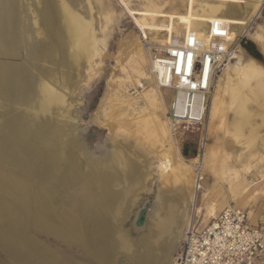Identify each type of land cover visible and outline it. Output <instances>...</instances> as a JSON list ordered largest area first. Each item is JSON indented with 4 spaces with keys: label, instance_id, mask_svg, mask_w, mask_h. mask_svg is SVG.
Instances as JSON below:
<instances>
[{
    "label": "rangeland",
    "instance_id": "rangeland-1",
    "mask_svg": "<svg viewBox=\"0 0 264 264\" xmlns=\"http://www.w3.org/2000/svg\"><path fill=\"white\" fill-rule=\"evenodd\" d=\"M65 1L94 28L97 47L91 65L83 61L76 68L68 59L61 0H0V264H135L142 253L158 264H173L188 223L205 226L211 219L204 222L203 213L195 212L184 184L171 180L164 186L159 163L168 144L148 140L137 130L149 114L144 97L149 84L136 62L139 44L159 51L154 34L171 42L179 35L163 15L155 24H138L139 18H148V0ZM180 3L162 0L157 5L171 12ZM241 5L243 10L230 11L238 34L233 46L237 55L264 69L259 38H264V0H258L254 15ZM43 82L65 97L63 106L42 111ZM160 91L169 117L174 93ZM237 102L228 105L225 97L224 114L211 133L208 97L204 122L175 131V147L196 166L215 146L221 181L213 198H226L224 208L236 207L229 190L237 173L248 185L244 194L250 195L242 210L252 224L264 223V99L247 103L251 118L243 139L231 134ZM206 179L196 194L198 205L201 193L214 184L213 177ZM160 192L187 212L186 225L175 229L178 237L156 246L149 228ZM120 236L131 245L130 253L120 248Z\"/></svg>",
    "mask_w": 264,
    "mask_h": 264
},
{
    "label": "bare ground",
    "instance_id": "bare-ground-1",
    "mask_svg": "<svg viewBox=\"0 0 264 264\" xmlns=\"http://www.w3.org/2000/svg\"><path fill=\"white\" fill-rule=\"evenodd\" d=\"M161 1L162 0H148L145 9V14L148 16V18L141 17L138 19V24L141 27H146L149 26V24L157 23L160 20V17L163 15L161 19L163 18L166 21L169 20L174 23V29L179 35L177 37L182 38V42H184L191 33L200 36L206 42H208L211 38L212 32L228 33L226 44L228 47H232L236 50V52H234L235 61H231L226 65L222 73L218 76V80L215 81L216 86L213 81V88L215 87V91L213 93L212 90L209 92V131L214 133L215 121L223 116L225 110V97L228 96L231 102L228 103V105H234L236 101H239V103L237 102V107H235L234 117L231 122V127L233 130L231 134L237 139L242 138V133L244 132L243 130L251 118L249 114L250 112L248 113L247 103L250 101L258 102V100L264 99V69L255 60H247L241 55H237L239 51L237 50V47L233 46V42L238 34L237 29L233 24L235 16L230 11L236 9V7L239 8V10H243L241 4H245V10H252L254 15L259 9L258 0H180L182 5L179 8H175L174 10L172 9L171 12L163 11V7L157 5V3ZM215 1L220 3H215ZM59 8L61 10V14L58 10L57 12L61 15L60 17L62 20V25L65 30V35L62 37V41L65 45H67L69 53L68 59L71 60L72 65H74L76 68H80V65L83 61H86L90 64L93 57L95 56L97 47L95 40L96 34L94 33V28L91 25V21L88 23L85 22L65 0H61ZM225 21L230 24V27H223V23ZM212 27L214 28L213 31ZM259 38L260 40L264 41L263 37ZM153 40L160 43V46L158 45L159 51L157 53H152L150 50L151 47L149 46H144L143 44L138 45L139 57L136 62L138 72L141 77H148L149 90L146 92L144 97L149 114L147 117L141 120L137 130L140 133H144L148 140L153 139L155 143L168 144V149L162 154L161 161L159 163V168L165 183L164 186L173 180L181 182L186 187H188V193L190 194L188 201L189 199L191 200L193 206L196 207L195 212L198 215L203 213L204 222H207L210 219L216 217L217 214L226 205H228V200L226 198H222V200L219 202L212 196L218 181L221 179L218 174L219 169L217 170L218 163L216 164L218 150H215V146H210L208 154H204L202 158L201 175L203 176V185L207 184L206 177H213L214 184L212 183V187H210L208 191L204 190L201 193V199L198 205L196 204L197 191L195 190L197 179V173L195 171L196 166H193L191 163H186V161L180 155V150L175 147L177 143L173 137L174 132L177 131L178 128L173 125L170 116L167 117L169 111L164 104L160 89L171 90L173 91L174 95L175 92L173 88H162L158 81V67L156 60L163 54V50L167 49L169 45L173 44V42L177 41V39H173L171 42L165 39H159L157 34H154ZM69 62L70 61H68V63ZM41 87L40 93L43 97V112H48L50 110L49 107H52L53 104H61L62 106L64 105L65 97L58 92L52 93L50 84L46 85V82H43ZM172 103L173 101L171 102L170 106H172ZM47 109L49 110L47 111ZM67 111L68 110H66V112ZM249 146H251V144H248V147ZM119 159L117 160L120 161ZM196 161L197 159L192 160L194 163ZM219 167L221 166L219 165ZM223 174L225 173L223 172ZM235 175V180L231 181V188L229 190L233 198L232 202L235 203L239 208L245 209L250 204V195L244 194L248 185H246L242 179H239L237 173H235ZM192 186H194V192L191 193ZM180 193V199L184 201L187 200L185 197L186 190H184V188H181ZM156 203L157 208L153 212L149 231L150 240L157 246L164 239L170 240L178 237L175 229L180 231L181 225H186L187 207L180 211L179 204L175 201L165 198L162 192L159 193ZM191 221L188 223L189 225L191 224ZM119 244L120 248L125 252L130 253L132 251L131 245L122 236L119 237ZM143 254L144 253L140 254L135 259V264L159 263V260H156L155 258L154 260H147L146 258H143Z\"/></svg>",
    "mask_w": 264,
    "mask_h": 264
},
{
    "label": "built area",
    "instance_id": "built-area-1",
    "mask_svg": "<svg viewBox=\"0 0 264 264\" xmlns=\"http://www.w3.org/2000/svg\"><path fill=\"white\" fill-rule=\"evenodd\" d=\"M227 34L212 32L208 42L194 33L184 42L174 36L177 41L156 60L160 86L175 92L170 118L178 129L204 122L209 92L226 65L234 61L236 50L226 44ZM201 163L202 159L195 168L197 193L203 189ZM174 263L264 264V223L252 224L248 213L234 206L224 208L205 226L192 220Z\"/></svg>",
    "mask_w": 264,
    "mask_h": 264
},
{
    "label": "snow or ice",
    "instance_id": "snow-or-ice-1",
    "mask_svg": "<svg viewBox=\"0 0 264 264\" xmlns=\"http://www.w3.org/2000/svg\"><path fill=\"white\" fill-rule=\"evenodd\" d=\"M189 67H191V61H190V59H189Z\"/></svg>",
    "mask_w": 264,
    "mask_h": 264
},
{
    "label": "crops",
    "instance_id": "crops-1",
    "mask_svg": "<svg viewBox=\"0 0 264 264\" xmlns=\"http://www.w3.org/2000/svg\"><path fill=\"white\" fill-rule=\"evenodd\" d=\"M236 207L239 208L238 206H236ZM239 209H241V208H239ZM221 211H222V210H221ZM221 211H220V212H221ZM220 212H219V213H220ZM250 213H251V212H250ZM217 215H218V214H217Z\"/></svg>",
    "mask_w": 264,
    "mask_h": 264
}]
</instances>
